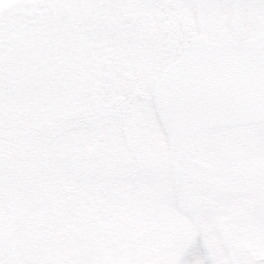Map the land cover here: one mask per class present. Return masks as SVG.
<instances>
[{
    "label": "rangeland",
    "instance_id": "rangeland-1",
    "mask_svg": "<svg viewBox=\"0 0 264 264\" xmlns=\"http://www.w3.org/2000/svg\"><path fill=\"white\" fill-rule=\"evenodd\" d=\"M172 19L243 40L264 0H0V264H264V124L194 139L196 221L177 147L126 77L150 97L187 39ZM121 96L128 112L105 116Z\"/></svg>",
    "mask_w": 264,
    "mask_h": 264
},
{
    "label": "water",
    "instance_id": "water-1",
    "mask_svg": "<svg viewBox=\"0 0 264 264\" xmlns=\"http://www.w3.org/2000/svg\"><path fill=\"white\" fill-rule=\"evenodd\" d=\"M153 97L166 134L181 149L210 130L264 122V30L244 40L192 37ZM180 171L177 165L182 208L200 220L194 179Z\"/></svg>",
    "mask_w": 264,
    "mask_h": 264
},
{
    "label": "flooded vegetation",
    "instance_id": "flooded-vegetation-1",
    "mask_svg": "<svg viewBox=\"0 0 264 264\" xmlns=\"http://www.w3.org/2000/svg\"><path fill=\"white\" fill-rule=\"evenodd\" d=\"M177 18L178 20H181L183 19V22H186V19L183 17V15H180V14H177L176 17H174V19ZM172 19L171 20V24H172V27L174 28V31H176L177 33L179 32H183L185 37H187V39H184V37H182V39L179 41V47H180V52L178 53V55L168 64L166 65L165 67H163L161 73L158 75L157 79H155V83L152 85V88L150 89V97L148 96L149 93H146L144 94V92H140L139 91V88L138 87V83L133 75V73H127L126 74V77L128 79L129 82L133 83V85L135 86V95H141V96H146L150 102H151V106L153 108V111H154V114H155V118H157V122H158V127L161 128V131L165 134V137L169 140V138L167 137L162 125H161V122L159 120V117L157 115V112H156V109H155V105H154V100H153V88H154V85L156 84V82L158 81V79L161 78L163 72L165 71V69L170 65L172 64L177 58H179L181 56V54L183 53V50H184V45L190 40V38L194 35H191L190 32L187 31V28L185 27L183 30L180 28L181 27V24L179 23H176L175 20ZM186 25V24H185ZM132 106V101H130L126 96H121V97H118L117 100L114 102V103H109V104H106L104 107H105V116L109 115V114H112L114 117H119L120 115H123V114H126L128 112V110L131 108ZM76 119V120H74ZM87 119V115H76V116H72V117H69V120H70V123H68L67 126L69 127H74L78 124H80L82 121H88ZM259 124H264V122L262 123H259ZM259 124H256V125H259ZM253 126V125H251ZM248 127V126H247ZM224 129V128H222ZM222 129H218V130H222ZM227 129H231V128H226ZM214 131V130H212ZM210 132V131H209ZM207 133V132H206ZM202 134L198 135V136H195L191 141L190 143L187 145V147L185 149H179V148H176L177 150V155L179 156L178 157V161L175 163L174 165V168L176 167V165H180L181 166V169L183 171V177H193L194 178V182H195V185H196V189H197V198H198V201H199V212H200V215H201V218H200V221L202 220V215L205 213V211H207V208L206 207V204H205V200L202 199V191H203V188L206 186V185H203L204 182L198 180L195 172L193 174V172L187 167V162L186 160H192L191 157H189V153L190 151H192L191 149V144L193 143L194 139L196 138H199ZM170 141V140H169ZM171 143V142H170ZM172 144V143H171ZM176 160V159H175ZM176 173V172H175ZM209 176V175H208ZM210 177V176H209ZM209 209H214L213 208V205H216V203L212 202V201H209ZM195 219V218H194ZM196 221H199V220H196Z\"/></svg>",
    "mask_w": 264,
    "mask_h": 264
}]
</instances>
